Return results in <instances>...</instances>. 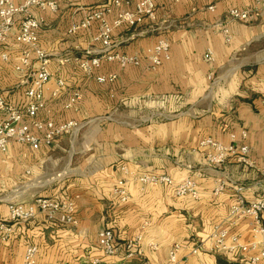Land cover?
Here are the masks:
<instances>
[{
  "label": "crops",
  "instance_id": "obj_1",
  "mask_svg": "<svg viewBox=\"0 0 264 264\" xmlns=\"http://www.w3.org/2000/svg\"><path fill=\"white\" fill-rule=\"evenodd\" d=\"M55 1V11L33 9L42 20L40 45L52 56L50 70L54 74L46 85V107L39 118L58 123L75 120L79 128L51 146L37 150L28 146L22 151L32 164L26 183L36 176L37 165L40 169L46 162H61L57 173L48 170L42 184L29 183L23 191L17 190L14 182L9 188L0 186V222L10 228L6 240L1 239L4 232L0 231V264H24L29 244L39 248L35 264H93L96 258L98 264H163L177 242L184 243L181 264H249L247 257L254 251L212 250L209 235L213 226L221 223L230 233H241L243 241L252 239L249 221L230 223V188L234 182L250 183L256 174L234 159L223 166H210L198 146L205 137L228 144L231 133L246 129L251 156L264 167V11L243 22L229 19V8H247L255 0H155L157 18L144 22L146 30L138 25L141 32H121L116 38L123 50L129 39L154 31L146 37L154 42L160 32L170 31L171 59L157 68L124 70H119L114 60H104L91 74L78 64L85 52H101L102 45L94 40L97 24L76 34H70L69 29L96 6L111 0ZM210 5L214 7L209 9ZM125 7H114L107 20L113 22ZM225 26L232 34L230 42L225 41ZM208 48L214 52L212 64L203 59ZM7 49L9 61L0 58V86L9 102H21L38 62L33 60L29 68L18 71L15 67L23 45L10 38ZM115 71L114 81L98 80ZM211 71L214 74L209 78ZM58 79L64 86L54 96ZM76 91L82 99L75 107L65 108ZM118 110L128 111V119L137 120L138 125L102 119L104 113ZM161 111L175 117L158 120L155 116ZM84 148L90 155L77 167V155ZM14 153V158L21 155ZM123 165L128 173L121 169ZM144 172L168 174L176 183L192 179L200 198L179 197L170 186L143 184L131 175ZM122 178L128 180L127 202H121L114 191ZM218 178H225L228 188L215 195ZM35 191H41L39 196L67 193L75 203L76 223L64 225L56 219L57 214L49 217L43 213L26 222H13L8 203L32 201ZM260 193V188L252 187L245 196L253 201ZM105 227L116 232L121 247L117 255H105L98 245L99 231ZM140 233L143 239L128 257L127 243ZM151 241L157 243L156 250L148 246ZM199 242L202 248L192 253Z\"/></svg>",
  "mask_w": 264,
  "mask_h": 264
},
{
  "label": "built area",
  "instance_id": "obj_2",
  "mask_svg": "<svg viewBox=\"0 0 264 264\" xmlns=\"http://www.w3.org/2000/svg\"><path fill=\"white\" fill-rule=\"evenodd\" d=\"M181 0H171L173 3H179ZM132 3L134 6H132ZM125 8L118 11L113 22L107 20V15L113 11L114 7ZM214 6L210 5L209 9ZM57 10L58 3L55 0H0V58L3 61H9L10 54L7 45L10 38L23 45L16 70L24 71L29 68L32 61L38 62V67L28 82V87L22 91L21 102H9L0 86V152H7L11 144L27 145L35 150L43 145L51 146L58 138L72 133L77 129L75 120L65 122H55L53 119H41L39 114L46 107L45 90L46 85L52 79L54 74L50 70L52 56L40 45L41 18L34 15L33 9ZM264 11V0H255L252 6L248 8L231 7L228 10V18L243 22H250L258 17ZM155 0H111L110 3L96 6L86 16V18L77 25L69 29L70 34H76L82 29H88L97 24V35L95 41L102 45V57L118 63L119 67L124 68L129 65L138 66L141 63V54H120L114 53L117 42L113 39L114 30L119 27H136L146 20L151 22L156 20ZM223 33L226 42H230L232 34L225 26ZM3 49V50H2ZM147 56L152 68L161 66L164 62L171 59V42L166 37L159 38L154 44L146 48ZM102 57L89 58V52H85L80 58V67L87 73H91L93 67L98 65ZM203 59L212 64L215 61L214 52L208 48ZM214 72L211 71L209 78H212ZM116 78L115 73L99 76L100 82H112ZM28 81V80H27ZM26 81V82H27ZM58 89L52 95L56 96L64 86L62 79L57 80ZM82 99L80 92H74L65 103L64 107L69 109L76 106ZM264 103V99H263ZM248 132L242 129L239 134L231 133L230 142L224 144L216 141L212 137H205L200 140L199 148L204 150L206 162L213 167L223 166L229 159L236 160L237 163L252 169L256 178L250 183H233L231 185V204H230V223L235 225L242 220L249 221L252 239L242 240L241 233H230V231L221 223L215 224L209 235L212 241V250H222L226 252H253L247 257L249 264L264 263V167L259 166L251 156L250 146L246 140ZM121 169L128 173L127 166H121ZM143 184H164L172 187L174 193L179 197L191 196L194 199L200 198L197 183L192 179H185L176 183L168 174H158L155 172H144L138 175L131 173ZM128 180L122 178L115 186V193L121 202H127L129 194L127 190ZM258 187L261 190L260 195L253 201H248L245 192L249 188ZM228 188L225 178H218L214 194L219 195ZM9 218L13 222H26L39 213L49 217L57 214L56 219L64 225L76 223L75 203L69 197H48L40 196L31 202L10 201L8 203ZM0 231L4 232L2 240L7 239V233L10 228L5 222H0ZM143 239V234H137L134 239L127 243L129 249L128 257L132 256V250ZM230 240L228 242L227 240ZM98 245L102 252L107 256L117 255L120 252V245L116 242V232L112 227H105L99 231ZM148 246L156 250V242H149ZM184 243L177 242L173 244L169 251L167 261L163 264H181L180 251ZM192 253H197L203 246L201 242L193 245ZM135 251V250H134ZM39 248L35 244L26 246L24 252V264H35L37 262ZM141 254V250L135 251ZM99 258L93 261L98 264ZM128 264V263H122ZM146 264V263H139Z\"/></svg>",
  "mask_w": 264,
  "mask_h": 264
},
{
  "label": "rangeland",
  "instance_id": "obj_3",
  "mask_svg": "<svg viewBox=\"0 0 264 264\" xmlns=\"http://www.w3.org/2000/svg\"><path fill=\"white\" fill-rule=\"evenodd\" d=\"M133 2H136V0H133ZM248 8V7H247ZM115 20V19H114ZM113 20V21H114ZM141 26H144V23L140 24ZM141 26H136L137 28L134 27H119L116 28L114 30V35H113V39L115 40V42H117V46L114 48V53H120V54H132V53H138L141 54V63L138 66H134V65H129L127 67L121 68L119 67L118 63L116 62V66L119 70H124L127 68H143V69H151V65L149 63V60L147 58V56L145 55V50L146 48H148L149 46H151L152 44H154L156 41L153 42V40H151L152 38H146L149 37L150 35H152V33H154V31H150L147 35L145 36H141L139 39L136 38L134 40L129 39V44L128 46L126 45L123 50L121 48V43L119 42V40L116 38L117 34H121V32H141ZM142 26V27H143ZM134 28V29H133ZM144 28V27H143ZM144 30H146L144 28ZM147 32V31H146ZM171 32L170 31H162L160 32L157 37L161 36V37H166L170 42H171ZM160 37V38H161ZM143 38H145L146 40H142ZM139 40V42H138ZM136 41V42H134ZM116 49V51H115ZM85 54V53H84ZM89 58H93V57H102V53H95V54H90L89 53ZM104 60H107L105 58H101L100 62L98 65H95L93 67V70L91 72V74L93 73L94 69L96 67L99 68V66H102L103 62H105ZM106 63H104L105 65ZM80 66V64H78ZM103 65V66H104ZM80 69L82 71H84V69L82 67H80ZM86 72V71H84ZM112 72V71H111ZM110 73V72H109ZM113 73H116L113 72ZM178 115V112H174ZM196 115V113L194 114ZM106 116V117H105ZM132 117V116H131ZM175 117L174 115H170L168 112H160L159 114L157 113L155 118H157L158 120L161 121H166L167 119H171ZM130 118V116L128 117V111H122V110H118V111H114L112 113H104L102 119L106 120V119H115V120H123L126 123L129 122L130 124L133 125H138V121L137 120H130L128 119ZM140 118V117H139ZM138 119V118H137ZM77 128H79V125L77 124ZM28 146L26 145H20V144H13L7 152H0V186H3L2 188H6L9 185H11L13 182L17 184V190H24V188L27 187V185L30 183H37V184H42V182L49 176L48 175V170H56V168L58 167V164L55 161L53 162H46L44 164V166L40 167L39 169V165L38 168H36L37 173L35 177H29L28 178V182L26 183L25 178L26 176H30L28 175L30 173L29 171V166L31 167V163L29 162L28 158L26 156H24V154L22 153V151H26L28 148ZM15 151H18L19 153H21V155H19L17 158L15 157ZM10 152V153H9ZM13 152V153H12ZM89 152L90 150L87 149H83V151L79 152V154L77 155V167L79 166V164L81 163V161H84L85 159H87V157H89ZM86 164H88V160L86 161ZM39 169V170H38ZM29 171V172H28ZM57 173V171L54 172V174ZM32 187V186H31ZM35 187V186H34ZM9 188V187H8ZM2 192V191H1ZM6 191H3V193H5ZM41 193V191H35V198L40 197L39 194ZM4 196V195H2ZM42 196V195H41ZM50 197H66L68 198L67 193H55V194H51L49 195ZM48 196V197H49ZM6 197V196H4ZM34 198V199H35ZM33 199V200H34ZM32 200V201H33ZM11 201H20L21 200H11ZM25 202H31V201H25Z\"/></svg>",
  "mask_w": 264,
  "mask_h": 264
}]
</instances>
